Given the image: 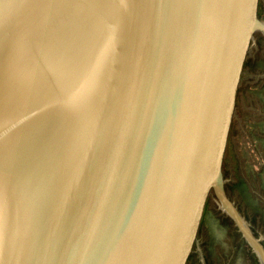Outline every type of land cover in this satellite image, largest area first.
<instances>
[{
	"label": "water",
	"instance_id": "water-1",
	"mask_svg": "<svg viewBox=\"0 0 264 264\" xmlns=\"http://www.w3.org/2000/svg\"><path fill=\"white\" fill-rule=\"evenodd\" d=\"M0 264H264V0H0Z\"/></svg>",
	"mask_w": 264,
	"mask_h": 264
}]
</instances>
